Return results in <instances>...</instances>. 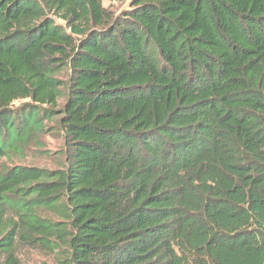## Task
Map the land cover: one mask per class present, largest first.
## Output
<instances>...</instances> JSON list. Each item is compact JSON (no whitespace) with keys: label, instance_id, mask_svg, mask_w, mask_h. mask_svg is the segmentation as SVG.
Segmentation results:
<instances>
[{"label":"trees","instance_id":"obj_1","mask_svg":"<svg viewBox=\"0 0 264 264\" xmlns=\"http://www.w3.org/2000/svg\"><path fill=\"white\" fill-rule=\"evenodd\" d=\"M63 136L56 170L2 159ZM264 264V0H0V264Z\"/></svg>","mask_w":264,"mask_h":264},{"label":"rangeland","instance_id":"obj_2","mask_svg":"<svg viewBox=\"0 0 264 264\" xmlns=\"http://www.w3.org/2000/svg\"><path fill=\"white\" fill-rule=\"evenodd\" d=\"M130 0H102V7L106 14L115 17L127 9ZM51 130L37 141L31 142L23 149L22 154L13 155L11 158L2 159V165L11 167L15 165L34 166L56 170L63 163L62 150L64 147L63 136L52 123H47ZM17 257L21 264H58L59 255L42 248H31L19 245Z\"/></svg>","mask_w":264,"mask_h":264}]
</instances>
